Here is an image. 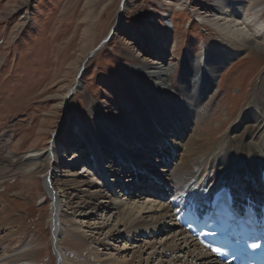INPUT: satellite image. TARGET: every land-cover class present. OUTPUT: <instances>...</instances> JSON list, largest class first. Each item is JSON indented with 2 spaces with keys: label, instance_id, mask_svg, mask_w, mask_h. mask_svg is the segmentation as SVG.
Segmentation results:
<instances>
[{
  "label": "bare ground",
  "instance_id": "6f19581e",
  "mask_svg": "<svg viewBox=\"0 0 264 264\" xmlns=\"http://www.w3.org/2000/svg\"><path fill=\"white\" fill-rule=\"evenodd\" d=\"M220 1L223 0L215 1L214 9L223 11V13L220 11V14L224 16L223 20H227V23L233 20L232 27L238 28L233 31L242 37L238 42L232 40L233 43H239L237 50L245 44L253 45L257 49L261 48L254 39L244 37L247 33L246 28L251 29V23L256 19V26L263 29L264 21L261 19L262 16H259L262 14L257 12L255 7L242 6V0H227V3L223 5ZM251 2L254 6V0ZM130 6L127 0H121L115 24L111 28L112 30L116 26L112 35L110 30L105 41L103 40L97 46L99 49L95 51V48L84 61L93 57L113 37L123 24L122 14ZM240 19L243 21L239 24L237 20ZM226 24L224 29L220 28L219 31L223 32L221 34L226 33ZM168 26H165L166 33L163 34L159 27L147 21L141 22L142 39L138 47L147 49L146 47L149 46L157 60L150 64L144 63L142 68L138 69L135 66L121 68L126 102L120 104L118 109L121 112L120 117L106 116L97 110L93 100H89L87 106L91 123L86 124L80 116L67 123L62 119L49 142L50 145L47 143V148L34 149L23 156L8 150L0 154V192L5 179L17 174H23L25 178L27 175H36L39 180H43L45 195L38 201L40 204H44L47 200L50 202L48 219L51 228L50 243L54 249L57 264L67 262L58 242L62 230L61 214L66 213L65 218H69L68 221L66 220L67 223L77 224L75 218L81 215L78 211L86 206L91 210L96 208L113 210L116 223L107 230L105 226L109 224L106 223H101L99 227L92 224L82 225L90 233L87 241L84 237V239L81 238L84 240L82 250L87 258V261L84 259L85 262L90 264H217L207 250L198 246L196 241L190 239L178 227L175 219L182 207L189 203L201 208L210 205L222 187L231 189L239 201L243 199L245 201V198L249 197L253 201L257 200L264 173L263 59L260 56L248 57L258 61L255 68L248 70L243 80L245 82L241 83V91L247 96L244 97L243 94L239 96L244 97V105L240 106L233 124L227 131L223 130V125L218 127L209 124L196 125L192 128L191 119L203 116L200 111L205 107L202 104L210 98L209 95L212 92L210 87L214 83L213 79L217 71L234 57L226 55L225 50H222V44H224L222 42L221 46L213 43L211 46L203 45V51L196 60H192L188 54H185L182 59L181 74L178 77V89H175L174 84L170 83L172 77L168 67H164L163 62H159L161 61L159 53L164 55L163 49L169 46ZM253 34L256 36L258 31H254ZM224 40L227 41L225 38ZM172 43L173 48H176L177 43ZM212 46L216 48L210 50ZM226 58L228 61L224 62ZM84 61L79 69L76 83L60 97L61 102L58 107L67 112L68 108L64 102L67 100L68 105L70 99L80 89L79 77L87 63ZM260 69L261 72H259ZM253 77L257 79V82L250 83L248 80ZM198 101H201V104H198ZM220 119L219 116L216 117V120ZM115 122L120 126L119 128L115 127ZM65 124L73 129L71 131L74 139L81 138L84 141L92 138L95 142L99 164L96 160L97 164H93L94 160L91 159L92 154L88 148L82 156L76 155L75 152L72 163L79 162L78 158L81 157L84 160L88 154L87 159L90 164L96 166L94 170L97 169L98 173L105 176L109 182L102 185V188L95 187L98 183H90L86 185L88 190H81L83 181L69 178L64 181L57 180L58 169L66 164L62 161L64 157L58 154L59 149L66 151L65 158H69L68 151L71 147H67L79 146L59 141V135L64 130ZM123 125L132 126V132L122 129ZM200 130L205 131L204 140L203 134L199 133ZM185 132L190 134L189 138L181 141ZM135 146L139 148L134 149ZM170 160L174 161V166L170 171H166L162 166L168 164ZM70 176L75 175L70 174ZM150 179L158 183L155 184ZM117 189L127 191L130 197L124 196L118 199V196H115ZM76 192L82 194V199L76 205H72L73 200L78 196ZM137 193L148 194L147 197L154 198L153 200L143 196L137 199L132 198ZM84 196L85 200H83ZM99 198H101L99 205H95L94 201ZM74 226L78 227L74 229L75 232L78 231V235L74 232L70 234H73V239L79 240L82 237L83 231H80L82 226ZM162 232L166 233L164 238L160 236ZM121 239L126 240L122 247H111L112 244L109 241L119 242ZM78 240L79 243L81 240ZM77 242H74L73 247L78 245L81 248ZM127 242H129L128 245ZM40 247L42 245L30 241L10 256H0V264H35L31 257L40 250ZM101 247L102 251L99 250ZM85 262L78 257L73 264H88Z\"/></svg>",
  "mask_w": 264,
  "mask_h": 264
},
{
  "label": "rangeland",
  "instance_id": "374dc122",
  "mask_svg": "<svg viewBox=\"0 0 264 264\" xmlns=\"http://www.w3.org/2000/svg\"><path fill=\"white\" fill-rule=\"evenodd\" d=\"M215 1L127 0L131 6L122 14L124 17L122 26L87 61L79 77L81 86L78 93L70 99L68 105L67 100L64 102L68 108L67 112L58 107L61 102L60 97L76 83L84 59L108 36L115 24L121 0H0V154L8 150L23 156L31 150L47 148L62 119L67 123L80 116L86 124L91 123L87 106L89 100H93L97 110L106 116L120 117L121 112L118 109L122 102H126L121 68L135 66L138 69L142 68L144 63L150 64L157 60L149 46L146 47L147 49L138 47L142 39L140 28L142 21L159 27L163 34L166 33L165 26L169 25L167 28L169 46L163 49L164 55L159 53L161 60L159 62H163L164 67H168L172 77L170 83L174 84L175 89H178V77L181 74V64L185 54L196 60L203 51V45L211 46L213 43L221 46L224 43L222 50H225L227 56L234 58L229 61L226 58L224 62L228 61V64L217 71L213 79L214 83L210 87L212 90L210 98L202 104L205 107L200 111L203 116L191 119V127L208 124L213 127L223 125V130L227 131L233 124L240 106L244 105V97L247 96L241 91V83L248 70L255 68L258 61L248 57L260 56L264 61V26L263 29L256 26L257 19L254 17L256 20L251 23V29L246 28L247 33L244 37L254 39L261 48L257 49L253 45L245 44L237 50L236 47L240 45L233 43L232 40L238 42L242 39L237 32H234L238 28L232 27L233 20L231 23L223 20L221 10L214 9ZM242 1L244 7H255L256 11L262 14L259 16H262L261 19L264 21V0H254V6L251 0ZM220 2L223 5L227 0ZM242 21V19L237 20V23L240 24ZM224 24H226L225 32L230 34H221L223 32L219 31L220 28L224 29ZM254 31H258L256 36L253 34ZM172 42L177 43L176 48H173ZM213 48L216 47L212 46L210 50ZM248 81L255 83L257 79L253 77ZM241 94L243 98L239 97ZM198 104H201V101H198ZM217 116L221 119L216 120ZM118 126L115 122V127L119 128ZM125 126L123 125L122 129L132 132V126ZM71 129L65 124L64 130L59 135V141L79 146L67 147H71L68 151L69 158H65L66 151L59 149L58 154L65 158H62V161L66 164L58 169L57 180L64 181L69 178L83 181L81 190H88L86 185L90 183H98L95 187L102 188V185L109 182L105 176L98 173L97 169L94 170L96 161L100 163L95 142L88 137V141H83L81 138L74 139ZM199 133L203 134L204 140L205 131L200 130ZM189 135L185 132L181 141L188 139ZM86 148L92 154L94 165L92 166L87 159L88 154L84 160L81 157L78 158L79 162L72 163L75 159L74 153L82 156ZM173 166L174 161L170 160L162 168L170 171ZM83 170L87 172L84 173ZM150 181L153 182L152 179ZM154 182L158 183L155 180ZM1 188L0 256L8 257L31 241L42 245L31 257L35 264H57L50 243L51 228L48 223L50 202L47 200L44 204H40L38 201L45 195L43 180H39L36 175H27L25 178V175L17 174L5 179ZM75 194L78 196L73 200L72 205H76L82 199V194L77 192ZM116 195L118 199L124 196L130 197L127 191L121 189L115 190ZM147 195L137 193L132 198L143 196L153 200L154 197ZM100 200L101 198L95 200V205H99ZM78 212L81 215L75 218L77 224L67 223L66 220L68 221L69 218H65L66 213L61 214L62 230L58 242L67 260L66 264H73L78 257L84 262L87 261L82 248H84L83 241L90 237V233L82 225L92 224L99 227L101 223H106L109 224L105 226L107 230L116 223L115 213L111 209L91 210L86 206L81 207ZM83 214L85 216H82ZM74 225L82 226L80 230L83 231L82 237L79 238L81 241L77 238L73 239V234H70L74 232L78 235V231L74 230L78 227ZM165 235V232L160 233L163 238ZM130 237L135 239L133 236ZM125 241L112 240L109 243L111 242V247L120 248ZM74 242L81 245V248L78 245L73 247ZM99 250L102 251L103 248ZM85 263L90 264V262Z\"/></svg>",
  "mask_w": 264,
  "mask_h": 264
},
{
  "label": "snow or ice",
  "instance_id": "6c2138e0",
  "mask_svg": "<svg viewBox=\"0 0 264 264\" xmlns=\"http://www.w3.org/2000/svg\"><path fill=\"white\" fill-rule=\"evenodd\" d=\"M253 248H255V247H258V245H256V244H253V245H251ZM211 247V246H210ZM211 251L212 252H214V253H220L221 252V249L220 248H218V247H211Z\"/></svg>",
  "mask_w": 264,
  "mask_h": 264
},
{
  "label": "water",
  "instance_id": "95a60500",
  "mask_svg": "<svg viewBox=\"0 0 264 264\" xmlns=\"http://www.w3.org/2000/svg\"><path fill=\"white\" fill-rule=\"evenodd\" d=\"M118 23H119V22H118ZM117 25H118V24H117ZM115 27H116V26H115ZM115 27H114V28L111 30V33H110V35H112V33H113V30L115 29ZM109 37H110V36H109ZM109 37H108V38H109ZM104 41H105V40H104ZM98 49H99V47H97V48L95 49V51H96V50H98ZM95 51H94V52H95ZM94 52H93V54H94ZM91 55H92V54H91ZM91 55H90V56H91ZM90 56H89V57H90ZM87 59H88V58H87ZM87 59H86L84 62H86V61H87Z\"/></svg>",
  "mask_w": 264,
  "mask_h": 264
}]
</instances>
